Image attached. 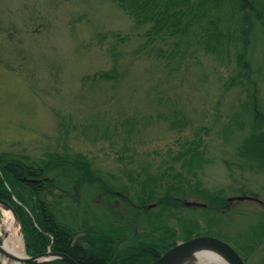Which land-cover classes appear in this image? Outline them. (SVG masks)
I'll list each match as a JSON object with an SVG mask.
<instances>
[{"label":"rangeland","instance_id":"rangeland-1","mask_svg":"<svg viewBox=\"0 0 264 264\" xmlns=\"http://www.w3.org/2000/svg\"><path fill=\"white\" fill-rule=\"evenodd\" d=\"M149 28L114 0H0V153L82 155L154 213L167 194L204 203L167 206L169 223L223 237L259 264L264 162L243 148L264 132L263 27L251 34L250 70L236 60L241 48L216 55L188 37L150 39ZM114 67L117 80L87 78ZM98 184L81 187L82 208H103ZM246 195L256 199L229 201ZM6 212L0 205L3 241ZM151 222L141 215L140 231Z\"/></svg>","mask_w":264,"mask_h":264},{"label":"trees","instance_id":"trees-1","mask_svg":"<svg viewBox=\"0 0 264 264\" xmlns=\"http://www.w3.org/2000/svg\"><path fill=\"white\" fill-rule=\"evenodd\" d=\"M114 1L138 24L150 26L147 31L150 39L165 37L177 45L188 37L189 42L194 41L216 55L230 53L233 46L241 48L236 60L246 70H250L246 52L252 31L258 24L264 31V0ZM87 78L117 80L120 74L114 67ZM257 118L264 121L262 114ZM243 151L264 162V132L250 135ZM68 156L50 154L46 161L0 153V199L15 209L30 256L52 250L68 254L78 264H151L180 238L206 234L191 228L180 233L176 225L169 223L167 206L177 209L185 206L178 198L165 195L162 211L154 213L147 199L136 200L98 178L86 157ZM85 182L99 183L102 209L91 208V204L81 207V187ZM119 199L121 205L117 203ZM68 200L76 204L75 210ZM143 214L152 219L148 232L140 231L139 219ZM234 246L245 260L249 258L251 251ZM28 264L72 263L58 258ZM259 264H264V258Z\"/></svg>","mask_w":264,"mask_h":264},{"label":"water","instance_id":"water-1","mask_svg":"<svg viewBox=\"0 0 264 264\" xmlns=\"http://www.w3.org/2000/svg\"><path fill=\"white\" fill-rule=\"evenodd\" d=\"M244 199L256 198L251 196H236L229 198L230 201ZM185 204L187 206L196 207L205 206L204 203L189 200H186ZM0 205H3L6 210L12 211L17 220H19L15 209L9 202L0 199ZM0 251L5 257L10 259H21L24 264H28L32 261L45 262L57 258L68 260L72 264H78L77 261L68 254L58 251L49 250L48 252L41 253L37 256H29L26 254L23 258H20L14 253L4 251L2 244H0ZM204 251L217 252L223 255L231 264H247L245 259L234 246L224 239L214 235H199L188 240L180 241L176 245L170 247L160 258L153 261L151 264H186L191 258Z\"/></svg>","mask_w":264,"mask_h":264},{"label":"bare ground","instance_id":"bare-ground-1","mask_svg":"<svg viewBox=\"0 0 264 264\" xmlns=\"http://www.w3.org/2000/svg\"><path fill=\"white\" fill-rule=\"evenodd\" d=\"M4 224L6 229L2 243L4 251L14 253L20 258L25 257L26 247L23 233L12 211L7 210ZM197 257L198 263L200 264H231L223 255L214 251L200 252L197 254ZM0 264H24V262L21 259L5 257L0 251Z\"/></svg>","mask_w":264,"mask_h":264}]
</instances>
